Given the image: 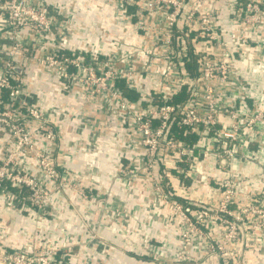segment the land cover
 Returning <instances> with one entry per match:
<instances>
[{"label": "built area", "instance_id": "2783aa9c", "mask_svg": "<svg viewBox=\"0 0 264 264\" xmlns=\"http://www.w3.org/2000/svg\"><path fill=\"white\" fill-rule=\"evenodd\" d=\"M110 1L128 25L108 50L104 28L101 48L72 43L58 23L65 9L49 0H0L13 29L0 71V200L33 220L18 230L0 212V264H102L103 247H95L109 245L101 234L105 201H99L102 228L89 239L63 230L64 211L52 193L74 191L85 201L100 193L91 195L95 185L53 161L73 113L30 100L32 80L16 72L29 63L55 70L64 92L83 95L81 123L89 136L81 151L97 152L110 137L119 153L117 175L150 185L165 204V222L180 238L173 264H264V191L248 196L240 182L247 175L234 167L248 158L246 138L264 124V106L246 78L264 62V0ZM177 129L197 140L187 143ZM39 138L49 145L42 148ZM7 182L29 194L6 189ZM200 188L202 197L194 198Z\"/></svg>", "mask_w": 264, "mask_h": 264}, {"label": "crops", "instance_id": "0c3cea01", "mask_svg": "<svg viewBox=\"0 0 264 264\" xmlns=\"http://www.w3.org/2000/svg\"><path fill=\"white\" fill-rule=\"evenodd\" d=\"M49 1L52 6L54 3L57 7L65 9L67 15L57 14L58 23L64 25L71 33L72 43L95 49L101 48L104 43L101 42L99 32L104 28L110 32V37L105 40L102 48L109 50L116 49L118 39L125 36L128 22L111 7L110 0ZM2 12L0 6V71L7 59L6 50L13 42L12 25ZM226 21V19L223 20V23L227 24ZM22 33V38L26 42L30 32L28 29H24ZM16 72L23 75L25 80H32L30 100L42 101L44 104L53 106L61 105L73 113L72 121L66 122L68 124H64L62 127L63 135L59 140L58 147L53 152V161L61 167L78 172L85 183L95 185L93 191L97 194L99 191L111 190L117 192V196L120 197V201L114 204L116 211H120V214L117 215L118 218L115 222L111 219L107 220L104 228L101 229V234L108 238L107 236L113 234L108 230V225L115 224L116 249L111 246L110 253L106 244L95 247H103L98 249L103 252L105 257V262L102 264H173L171 259L179 251L180 238L177 229L165 222L166 206L152 193V187L141 182L131 184L126 177L117 175L119 153L110 137L101 139L97 152L83 153L81 151L82 145H88L87 138L89 136L88 129L85 130L81 123V119L84 117V113L80 111L83 100L81 92H64L56 71L50 69L49 72H44L36 63H29L25 69L17 67ZM246 78L250 93L259 97V103L262 101L264 106V62L262 64L255 63L246 74ZM254 99L255 96L251 98V103ZM251 105L253 106L254 103ZM59 115L61 116V114ZM37 141L42 148L49 145L45 139L39 138ZM90 149L92 150L93 147ZM242 150L248 155V158L236 161L234 167L243 170L246 175L259 177L260 173L264 172V124L246 138ZM259 181L260 183L245 184L248 196L258 191H264V179ZM167 190L171 192L172 188L169 187ZM202 192H204L203 189H198L193 197H202ZM2 204L3 200L1 199L0 212H3L4 217L14 219L18 230V224L22 221L26 223L33 221L31 220L32 216L27 212L16 213L6 209ZM104 204L107 207L111 206V203L108 202H104ZM61 207L64 211V223L66 224L63 230L73 232V236L77 239H89L92 229L102 228L101 216L95 212V206L88 203L63 201ZM23 229L21 228V230ZM135 229L138 234H132ZM218 229L220 230V228ZM218 229L216 231H219ZM151 242L155 245V249L153 246L152 249L147 247V244ZM192 248L199 252L198 247ZM108 255H111L110 258Z\"/></svg>", "mask_w": 264, "mask_h": 264}, {"label": "rangeland", "instance_id": "374dc122", "mask_svg": "<svg viewBox=\"0 0 264 264\" xmlns=\"http://www.w3.org/2000/svg\"><path fill=\"white\" fill-rule=\"evenodd\" d=\"M264 173H260V176L259 177H257V176H254V177H252V176H245V177H243L242 179H241V183L242 184H247V183H249V182H253V183H260V179H264V175H263ZM256 177V178H255ZM53 190H55V189H53ZM99 193H100V197L99 198H91L90 199V201H85V200H83L78 194V192H74V191H69V192H66V191H63V190H60V191H58V192H56V191H54L53 193H52V195H51V197L50 198H54V200L55 201H57V202H59V203H61V202H63V201H67V202H72V201H75V202H81V203H88V204H91V205H93V206H95L94 207V210H95V212L100 216V215H102L103 213H102V208L100 207V205H99V201H105L106 203L108 202V203H110V201H111V203H113V204H111V206L110 207H107V214H108V221H109V219H111L112 221H116L115 219V207H114V204H116V202H118V201H120L119 199H120V197H118L117 195H118V193L117 192H115V191H111V190H109V191H99ZM91 195L92 194H94V195H96L97 193L95 192V191H91V193H90ZM136 197H137V195H136ZM109 205V204H108ZM108 230L110 231V232H112L113 234H112V236H107L108 237V250H109V252L111 253V246H110V244H113V245H115L116 244V241H115V239H114V237H115V224L114 225H108ZM93 231L94 232H97V231H99L98 230V228L97 229H93ZM96 240H99V238H95ZM103 239V238H102ZM111 239H113L112 241H111ZM109 256V258H110V256L111 255H108Z\"/></svg>", "mask_w": 264, "mask_h": 264}, {"label": "trees", "instance_id": "16d2710c", "mask_svg": "<svg viewBox=\"0 0 264 264\" xmlns=\"http://www.w3.org/2000/svg\"><path fill=\"white\" fill-rule=\"evenodd\" d=\"M120 86L122 87V86H124V83H120ZM126 92H127V94L129 95V96H134L132 93H131V91H128V90H126ZM8 93V92H7ZM182 95L183 94H181V95H178V96H176L175 97V99H180L181 97H182ZM175 135L177 136V137H179V138H182V139H184L187 143H189V144H192V143H194L196 140H197V136L196 135H189V136H187V135H183L182 134V130L181 129H177V131L175 132ZM5 188L6 189H9V190H11L12 192H14V193H17V194H19L21 197L22 196H26V195H28L29 194V191L28 190H25V189H19L18 187H16V186H13L11 183H9V182H7V183H5Z\"/></svg>", "mask_w": 264, "mask_h": 264}]
</instances>
